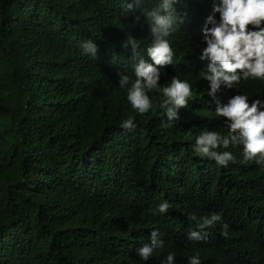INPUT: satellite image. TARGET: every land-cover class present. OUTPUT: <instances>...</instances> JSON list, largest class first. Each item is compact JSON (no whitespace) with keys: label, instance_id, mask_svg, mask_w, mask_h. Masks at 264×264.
<instances>
[{"label":"trees","instance_id":"1","mask_svg":"<svg viewBox=\"0 0 264 264\" xmlns=\"http://www.w3.org/2000/svg\"><path fill=\"white\" fill-rule=\"evenodd\" d=\"M185 5L161 83L188 75L199 96L180 121L150 112L129 132L119 124L133 110L116 81L132 72L125 34L147 35L144 18L134 22L140 9L121 15L119 0H0V264H144L136 249L154 227L165 246L147 264L169 248L176 264L196 251L202 264H264V172L240 162V146L229 149L237 162L227 167L189 147L199 131L223 124L196 75L211 0ZM88 38L96 59L80 48ZM249 81L222 86L217 98L251 93ZM162 199L173 207L151 216ZM211 212H222L229 235L217 224L189 241L191 217Z\"/></svg>","mask_w":264,"mask_h":264},{"label":"clouds","instance_id":"2","mask_svg":"<svg viewBox=\"0 0 264 264\" xmlns=\"http://www.w3.org/2000/svg\"><path fill=\"white\" fill-rule=\"evenodd\" d=\"M121 15H129L134 8L147 24V35L136 38L126 33L120 47L130 50L132 72L117 73L116 84L124 90L126 100L133 110L132 115L120 120V128L133 131L137 128V116L156 112L168 122L180 121V112L187 109L199 92L193 89L190 78L172 75L164 83L161 77L166 66H173L176 50L174 34L185 23L187 16L185 0H147L150 6L140 7L142 0H119ZM183 6V7H182ZM202 46L199 45L197 59L203 67L196 75L207 82L204 95L215 102L214 115L222 119L223 128H208L195 134L189 145L191 153L202 159L214 161L219 167L237 162L230 148L240 146L241 163L254 161L260 172H264V0H211V11L202 27ZM82 53L96 59L98 44L92 38L80 43ZM251 83V93L238 89L234 95L221 102L217 93L222 86L235 89L240 83ZM188 135L192 136L191 130ZM173 205L162 199L149 207L151 216H162ZM196 228L187 233L189 241L198 242L206 238L205 229L220 225L222 235H229V224L222 212L191 217ZM158 228H152L149 243L136 249V255L147 264L154 253L163 250L165 242ZM177 253L169 248L159 259V264H176ZM187 264H202L199 251L186 257Z\"/></svg>","mask_w":264,"mask_h":264}]
</instances>
